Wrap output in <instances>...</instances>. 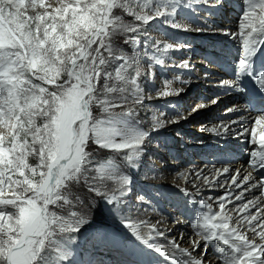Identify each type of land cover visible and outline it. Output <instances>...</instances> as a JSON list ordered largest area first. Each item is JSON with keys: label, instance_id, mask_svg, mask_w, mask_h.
Masks as SVG:
<instances>
[{"label": "rangeland", "instance_id": "rangeland-1", "mask_svg": "<svg viewBox=\"0 0 264 264\" xmlns=\"http://www.w3.org/2000/svg\"><path fill=\"white\" fill-rule=\"evenodd\" d=\"M110 1L111 4H108ZM44 2L45 8L39 7L35 12L48 11L55 14L62 10L63 15H60V20L63 21L71 9V15L76 16L80 27L89 35H93L90 30H94L95 34L98 30L96 35L106 44L105 53H102L105 63L100 67L101 76L97 87L102 89L108 84L116 89L114 93L105 92L100 96L101 99H108L111 104H117V107L110 111L115 112L118 118L109 126L116 128L120 133L114 141L125 145L119 150L103 149L93 140H89L85 145V152L89 155L86 156L77 179L73 176L61 180L62 173L55 174L49 193L55 194L52 199L59 200L65 197L69 203L64 204L61 200L58 205L64 204L63 208L50 205L49 211H56L69 223H74L77 219H83L85 223L76 233H59L53 238L55 243L48 250L51 264H138L139 261L142 264L138 253L133 252V247L135 240L145 243L136 239L134 228L128 225H134L135 230L146 227L156 231L154 235L164 238L166 245L164 248L174 244L173 240H176L177 245L178 236L169 233V230L178 223L177 221L183 219V213L181 214L177 205L183 206L184 201L189 199L183 198V202L177 198L173 199L171 192H181L184 183L195 188L196 181L203 180L198 186H203L199 188L200 194L205 199L191 200L193 205L198 204V207L195 206L198 210L202 208L205 212L208 211L207 209L214 211L212 205L215 207L219 205V201L222 203L226 198H232L226 201L222 208L226 215L228 213V216H231L240 202L246 199L234 201L233 193L240 190L236 186L232 192L218 200L216 186L220 182L229 181L235 173H230L220 181H217L216 176L213 175L216 173V167L222 169L226 163H236L237 160H223L224 164L215 166L213 162L199 159L201 155L206 156L205 152L201 153L199 143H196L201 140L199 136L208 138L217 134L209 131L208 135L197 131L195 133V129H200L193 128L198 122L191 120L195 113L187 115L185 111L188 108L192 109L196 104L195 100H199L209 104L205 107L207 110L211 109L206 119L209 123L210 121L219 123L230 119L233 115L229 116L228 111L221 112L228 102L216 104V96L223 91L215 90H221L222 85L206 94V89L212 88L207 82L214 81L206 76L210 74L211 69L206 64L193 62L195 58H201L203 49L196 48L190 52L188 48L179 47L193 43L196 38L194 44L200 45H203V42L211 43L221 35L231 38L233 35L227 31L229 27L227 28L224 22L228 17L217 23L214 22V18L206 16L210 7L221 10L225 4L218 0H44ZM107 5L109 8L106 7ZM81 6L83 11H80ZM78 11H80L79 16H77ZM106 15L109 21L107 20L104 28L99 30ZM137 16H141L142 19H137ZM69 23L73 22L69 21ZM212 30L217 32L213 33ZM225 85L226 82L224 88ZM42 86L50 89L52 87L43 83ZM238 98L241 101L242 96L238 94ZM90 108L95 118L106 119L107 114L99 104H92ZM205 108L203 110H206ZM200 115L201 113H198V116ZM216 128H212L211 132L217 133ZM10 131L0 126V135L7 136ZM230 134L233 135L234 132L231 131ZM5 143L7 144V139ZM34 148L38 151L30 150L27 158L21 162L22 169H27L28 175H25L22 169H18L19 175L12 179L4 177V172L0 171V177H4L0 179V220H4L5 223L13 219V214L19 217L15 221L17 223L26 218V212L33 207L29 203V198L34 195L33 189L36 188V183L33 181L41 184L39 191H45L55 163L63 158L61 156L57 159V153L46 152L39 143H35ZM202 149L208 150L207 147ZM214 152H217L215 148L211 150L213 155ZM4 155L3 150H0V164L4 162ZM210 157L212 156L208 155L207 159ZM195 158L198 162L194 161ZM71 163L72 161L67 159L59 169L67 168ZM201 163L211 167L207 176L200 178V170L208 169L196 166ZM185 173L191 174L193 178L184 181ZM161 174H165V177ZM109 176L113 178L109 179ZM125 179L128 183L123 185ZM236 181L237 177L234 182ZM10 185L11 191H9ZM227 185L230 186L231 183ZM223 186L220 185V188L224 192L226 186ZM94 189H98L101 194L98 195ZM113 195L116 199L113 204H109L106 200ZM18 201H23V204L28 205V209L18 204ZM71 212H76L77 215L73 217ZM197 214L200 222L199 231L194 229L193 235L189 234L190 238L188 237L184 244L179 243L178 246L188 251L191 237L200 236L201 249L196 252V255H199L203 247L209 246L205 245L203 234L199 232L204 231L206 227H212L203 221L199 213ZM159 218L161 222L158 221ZM184 218L191 222L192 217ZM231 218L234 225L235 217ZM152 222L157 226L153 227ZM237 225L238 223H235L234 226ZM255 230H258L257 227ZM178 231L180 235L182 230L178 229ZM242 231L245 232L244 229ZM105 234L111 238L110 248L113 252L108 251L110 248L106 250L101 247L103 243L105 244L103 240ZM211 238L220 242L218 236L214 234ZM119 239L123 240L124 247L121 246L122 242L118 241ZM259 241L261 242L258 246L264 248L262 235L259 236ZM150 242L145 244L152 251L150 264H171L170 260L175 264H186L181 263L185 259H176L173 256L172 259L168 257L167 262L164 261L166 256L155 243ZM64 248H68L71 255L67 260L60 261L59 256ZM107 254L110 257L114 256L116 263L112 259L111 261L107 259L105 257ZM202 260L203 258H200V261ZM242 262L253 264L254 260L244 259Z\"/></svg>", "mask_w": 264, "mask_h": 264}, {"label": "snow or ice", "instance_id": "snow-or-ice-1", "mask_svg": "<svg viewBox=\"0 0 264 264\" xmlns=\"http://www.w3.org/2000/svg\"><path fill=\"white\" fill-rule=\"evenodd\" d=\"M39 7L45 8L44 0H0V126L11 130L7 136L0 135V150L5 154L0 171L4 172V177L15 179L19 175L18 169H22L21 162L30 150L38 151L34 145L39 143L46 152L57 153V159L63 156L72 161L63 169L55 165L54 174L62 173L61 180L73 176L77 179L89 155L85 152L89 140L103 149L125 147L114 141L120 133L109 126L118 118L110 111L117 104L100 96L105 92L114 93L116 89L108 84L102 89L97 87L100 67L105 63L102 53H105L106 44L94 30H90L93 35L86 33L76 16L71 15V9L61 21L62 10L55 14L35 12ZM80 11H83L82 6ZM137 19L142 17L137 16ZM239 27L244 45L239 68L244 69L255 43L252 36L264 32V5H253ZM41 82L50 84L51 89L42 86ZM258 82L264 88V74ZM92 104L103 108L106 119L94 117ZM261 120L264 117L258 118L257 123ZM22 170L28 175L27 169ZM33 182L36 188L29 199L34 207L26 212V218L17 223L19 217L13 214V219L7 223L0 220V264H51L48 250L55 243L53 238L59 233H76L85 223L83 219L69 223L56 211H49L50 205L63 208L69 201L65 197L52 199L54 193H48L47 189L39 191L41 184ZM127 183L125 179L123 185ZM94 190L101 194L98 189ZM115 199L113 195L106 201L113 204ZM61 200L64 204L58 205ZM17 203L28 209L23 201ZM76 215L71 212V216ZM128 226L134 228L137 240L144 239L135 231L134 225ZM144 243L148 241L144 240ZM70 255L69 249L64 248L59 260H67Z\"/></svg>", "mask_w": 264, "mask_h": 264}, {"label": "bare ground", "instance_id": "bare-ground-1", "mask_svg": "<svg viewBox=\"0 0 264 264\" xmlns=\"http://www.w3.org/2000/svg\"><path fill=\"white\" fill-rule=\"evenodd\" d=\"M108 4H111V1L108 2ZM106 7L109 8V5H107ZM215 20H217V18ZM106 21H107V19H106V17H104L103 24H105ZM225 25H228V27H229L227 31H230V33L232 35H234L235 31L233 28L235 26V23L233 22V19L231 18V16L228 19V23H226ZM237 26H236L237 32L233 37L234 39L235 38L238 39L239 33H240V32H238L240 27L239 26L237 27ZM212 32L214 33L217 31L212 30ZM220 32H223V31H220ZM222 36L223 35H221V37ZM205 44L207 45L208 43L206 42ZM179 47L182 49L189 48L190 44L186 43V44L180 45ZM187 53H189V52H187ZM193 62L194 63L199 62L202 64H206L208 66V68L211 70L216 69L215 67H213V65H210V64L206 63L205 61L198 59V58H195L193 60ZM250 70L251 69H246V71H245L246 74H248L250 72ZM221 73H222L221 70H218V72L210 73L209 75L205 74L209 79L214 80V81L207 82L208 83L207 85L211 86L212 88L206 89L207 90L206 94L212 92L215 88L220 87L221 85L224 86V83L226 82L227 85H225V88L223 87L224 88L223 93L216 96L215 101H216L217 105L228 102V104L222 109L221 112L229 111L231 109V115H233V117H231L230 119H227L225 121H220L219 123H218V121L217 122L216 121H210V123H209L206 121V119H208L207 114H209L211 112V109L207 110L205 108V107L209 106V104H207L206 102L199 101V100L198 101L195 100L196 104L193 106L192 109L188 108V110L185 111V113L187 115H192L195 113L194 115H192L193 116L192 118L190 117L191 120L196 121V122L198 121L196 123V125H194L195 127H193V128L197 127L200 129H198V130L195 129V133L197 131V132H201L202 134H207V135L210 133L217 134L215 136L208 137V138H206L205 136H202V135L199 136L201 138V140H199L196 143L197 144L201 143V146H200L201 149L200 150H201L202 154H204L203 152H205V154H208L207 149H205V150L202 149V148L208 147V145L215 147L216 151H219L222 153L228 147H229L228 150L231 149L233 151H237L238 150L237 145L239 144L238 143L239 141L236 142V140L238 138L241 139L240 135L243 132H245L246 129H248L249 122H252L255 120L253 123H255V125H257L258 123H257L256 119L260 118V116H258V115H253L254 114L253 112H249V111H252V110L257 108L256 103L255 102L253 103L252 101H250L249 103H247L245 105L247 107V108H245V106L242 103L243 101H239L238 94H240V93L237 90L238 87L234 86L232 79L224 77L225 75L227 76V74H225V73L221 74ZM261 74H264V69H261L259 71V73H257L255 75V78H253V79H251L249 77V75H246V79H247L246 83L248 84V87L258 90L256 88V83L258 82V78L261 76ZM204 85H205V83H204ZM235 99H237V100H235ZM189 101H191V99ZM201 105H203V107H201ZM203 108H205L206 110H203ZM205 112H208V113H205ZM197 113H201V115L198 116ZM187 115H185V116H187ZM256 116H258V117H256ZM241 121H243L244 123H239ZM160 124H162V123H160ZM259 124H260L259 127L253 126L255 129V130H253V135H254L255 139L259 138V137H264V120H261L259 122ZM210 125H212V126L209 127ZM251 125H250V128L252 127ZM212 128H216V130L218 132L215 133V132L209 131V129H212ZM231 131L234 132L233 135L230 134ZM235 136H237V138H235ZM225 141H227L226 145L224 144ZM242 141H245V140H242ZM188 142H190V140H188ZM243 145L245 146V148L243 149L244 152H246V148H248V147L252 148L251 142L245 141L243 143ZM179 154H181V153L179 152ZM231 154L233 155L234 153L231 152ZM210 155L213 156V153H210ZM239 158L240 157H238V160L236 163H234V162L226 163V165H224V167H222V169H220L219 167L215 168L216 173L213 176H216L217 181L224 180L226 178V176L230 175V173H232V172L235 173V175L229 181L220 182L216 186V188H218L217 192L219 194L222 191L220 188V185L226 186L227 184L231 183L230 186H228V185L226 186V188H225L226 190L223 189L224 192L222 191L219 195L217 194L216 196H219L218 200H220L223 197H225L226 194H229L230 192H232L234 190V187L237 186V189H240V190L235 191L233 193V195H235L234 201H236V200L242 201V199L243 200L246 199V200L240 202V204L238 205L236 210H234L232 212L231 216H228L227 212H226L227 213V215H226L222 211V208H223V204L232 198H226V200L222 203L219 201L218 202L219 205H216L215 207H214V205L211 204L212 207L215 209H214V211L208 210V212H207L208 214H206L204 212V210L198 211V209H197L196 211H197V213L200 214L203 221L207 222L212 227L211 228L212 234L216 235V237L218 236V238L220 239V242L222 241L227 245H231V246L233 245V247H235L237 249V252H236L237 260L251 259L252 261L254 260L255 264H264V259H260L261 257L264 258V248L262 246H258L259 243L261 242V241H259L260 235H262V239L264 240V188H262L261 185L255 180L254 175L247 168H245L246 166H244V163L242 161H240ZM258 159L261 161V160H264V157H262L261 155H258ZM194 161L198 162L197 158H195ZM161 165H163V164H161ZM196 166L208 168L206 170L203 168L200 170V173H201L200 178L203 176L206 177L207 172H209L210 167H211V166H208V165L203 164V163H201L200 165L197 164ZM161 175L165 177V174H161ZM236 177H237V181L234 182ZM192 178H193V176L191 174L185 173V178H183V180L187 182V179H192ZM200 181H203V180H197L196 181L195 188L194 187L191 188L190 184L184 183L185 186L183 185V190L179 193L178 192H174V193L171 192V197H173V199L177 198L181 202H183L184 199H190V200H201V199L203 200V199H205L204 196L202 194H200L201 189L199 187H203V186H198ZM196 188H198V190H195ZM205 189H207V188H205ZM179 196H182V197L179 198ZM29 203L34 207V203H32L31 200ZM235 205H233V207ZM225 207H227V206H225ZM177 208H178V210L182 209V206L177 205ZM170 211H174V210L170 209ZM204 214H205V216H203ZM231 217H235L234 225H235V223L236 224L238 223L237 226L232 225V222H231L232 218ZM158 221L161 222L162 220L159 218ZM177 222L178 223L174 224L170 228L169 233L174 234L175 236H178L177 237L178 243L176 245L175 244L176 240L175 241L173 240L174 244H171L170 246H168L166 248H164V246H166L164 243V238H159L156 235H154V233H156V231L150 230V228L148 229L146 227H145V229L141 228V229H137L135 231H138L141 234V236L144 238L143 241L147 240L148 242L151 241L150 243H153V244L155 243V245H157L156 247L158 249H160L161 252H163V254L166 256V258H164V261H166V262L168 260V257L170 259H172L171 256H173L176 259H178V258L185 259L184 262H181L180 260H179V262L186 263V264H220L218 258L213 254V252H211L210 246H208V248L203 247L201 252L199 253V255H196V252L201 249V247H200L201 239L199 238L200 236L199 237H197V236L191 237V239H190L191 246L189 247L188 251H184V249H181V246H178V244L179 243H181V245L184 244L188 240L189 234H192V232L195 231L194 230L195 228L190 224V222H188L187 219L185 220V218H183L182 220H179ZM151 225L153 227L157 226V224H154V222H152ZM163 227H161V228H163ZM240 227H242V228L239 229ZM256 227L258 230H255ZM178 229L182 230L180 235H179ZM242 229H244V231H245L244 233H242L243 232ZM224 234H226L228 236L227 239L223 237ZM201 237H202V235H201ZM103 240L105 241V244L103 243L101 245L102 248L107 250V248H110L112 246L111 238L109 236H107V234L104 235ZM215 240L217 241V239H215ZM118 241L122 242L123 240L119 239ZM108 251L111 252L112 248H110V250H108ZM182 251H184V252H182ZM73 253L75 254V252H73ZM105 257L107 259H109L110 261H111V259H112V261H114V256L110 257V255L107 254ZM200 258H203V260H202L203 262L200 261ZM169 262L172 264L174 263L171 260ZM114 263H116V262L114 261Z\"/></svg>", "mask_w": 264, "mask_h": 264}, {"label": "water", "instance_id": "water-1", "mask_svg": "<svg viewBox=\"0 0 264 264\" xmlns=\"http://www.w3.org/2000/svg\"><path fill=\"white\" fill-rule=\"evenodd\" d=\"M107 13V15H108V12H106ZM106 15V19L109 21V18H108V16ZM108 24V23H107ZM104 28V24L99 28V30L100 29H103ZM98 33V30L96 31V34ZM66 161H67V159H65L64 157L63 158H61L60 160H58L56 163H55V165H59V168H60V166L61 165H63V164H65L66 163ZM59 169H57V171H58ZM54 177H55V174L53 173V172H51V177H50V179H49V181H48V183H47V186H46V189H47V192L49 193L50 192V189H51V187H49V185H52V181H53V179H54ZM23 201H25L24 199H22Z\"/></svg>", "mask_w": 264, "mask_h": 264}]
</instances>
